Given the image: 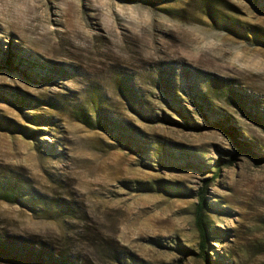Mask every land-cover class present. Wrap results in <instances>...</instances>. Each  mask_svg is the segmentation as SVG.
Listing matches in <instances>:
<instances>
[{"label":"rangeland","instance_id":"374dc122","mask_svg":"<svg viewBox=\"0 0 264 264\" xmlns=\"http://www.w3.org/2000/svg\"><path fill=\"white\" fill-rule=\"evenodd\" d=\"M0 264H264V0H0Z\"/></svg>","mask_w":264,"mask_h":264},{"label":"trees","instance_id":"16d2710c","mask_svg":"<svg viewBox=\"0 0 264 264\" xmlns=\"http://www.w3.org/2000/svg\"><path fill=\"white\" fill-rule=\"evenodd\" d=\"M243 145V144H242ZM3 190V192H5V194H7V196H15V199H18L17 194H16V186H10V188ZM204 188H200V190L197 193V201L195 203L194 206V212H193V222H194V226L197 229V233L199 235L200 241H199V254L200 256H202L206 262H208V258L207 256H204V247L205 244L207 242V226L204 220V213H205V209L207 207V202L204 198ZM32 209L33 207L30 206ZM5 246V245H3ZM1 252L5 253L8 252L6 250H8L5 247L1 248ZM11 251H13L11 248H9ZM32 249V248H31ZM18 248L16 249V252H14L15 254H17V257H20L21 259H27L30 258L31 261H39L41 262L43 260L42 256L40 254H37L36 252H33V250L28 251L27 250H19L17 251Z\"/></svg>","mask_w":264,"mask_h":264}]
</instances>
